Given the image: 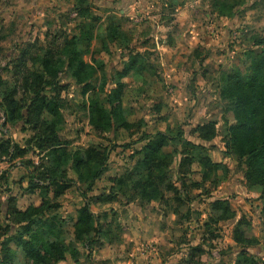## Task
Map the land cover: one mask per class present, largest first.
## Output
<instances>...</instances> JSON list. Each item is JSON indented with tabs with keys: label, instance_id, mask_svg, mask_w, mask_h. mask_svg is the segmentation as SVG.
<instances>
[{
	"label": "clouds",
	"instance_id": "clouds-1",
	"mask_svg": "<svg viewBox=\"0 0 264 264\" xmlns=\"http://www.w3.org/2000/svg\"><path fill=\"white\" fill-rule=\"evenodd\" d=\"M51 4H61L62 7L51 9L53 17L59 18L63 13L68 11L71 0H49ZM175 11H169L167 16L161 15V9L155 4H148L146 0H129L127 5L126 15L131 18L127 23L123 33L115 40L109 36L108 25L105 23L100 27L94 37L92 47L84 54L83 60L88 67L82 68L78 66L70 67L69 62L57 63L53 68V74L63 70L76 73L82 83H87L89 80L104 76L103 81L97 88L95 96L91 92H84L82 89L78 90L75 86L71 90H61L59 93L60 99L65 101V106L62 109V127L61 130L67 133V154L64 157L63 163L59 171L62 173L64 168H68L69 172L65 178L74 177L82 183L85 188L91 185V188L86 195H91L97 190L99 186L107 183L109 191L113 189L117 194L128 189L124 185L117 184L115 181H109V175H115L120 166L128 164L135 166L140 154L133 155L135 148L141 143L140 137L145 132L150 136L156 133H169L171 137H176L180 133V128L185 129L192 127L195 123L200 121L201 116H210L209 108L211 106L212 97L210 94L208 99H204L205 93L213 88L214 80L209 76L203 74L201 61L203 65L215 61L217 65L221 62H226L228 56L234 55L233 51H229L224 55H217L216 50L227 46V43L235 41L234 48L239 51L242 47L251 44V40L241 42L238 38L240 34L237 32L229 41L223 42L227 35V27L231 25V20L234 18L230 15H221L219 11L215 13H202L200 16H194L195 8H209L210 5L205 0H188L182 3L181 0H174ZM123 6V0L115 10L114 14L118 19L120 18L119 7ZM244 5L233 9V12L240 11ZM48 15L47 12L42 11L41 19L43 24V17ZM107 15V14H105ZM216 15L219 20H212V16ZM253 12L249 11L245 14L243 20H238L237 28L244 24L252 22ZM173 17H175L173 19ZM78 21H72L66 27L71 32L73 26ZM264 26V20L260 22ZM179 24L180 31H173L176 25ZM224 27L221 28L220 25ZM49 25L43 24L41 32V41L45 43L47 38L43 35L47 32ZM172 33L171 42L169 41V33ZM152 36L153 39L143 46H137L135 51L131 49L132 45L137 44V40L147 39ZM207 36V39L203 37ZM100 38H106V47H101L100 51L96 53L98 41ZM202 49L197 52V49ZM209 49L212 54L209 55ZM79 51V50H78ZM47 52V46L40 53L43 58ZM136 52L152 53L151 63H142L140 59H136L133 63ZM95 53V59L92 58ZM191 57V59H189ZM207 57V59H205ZM123 61V62H121ZM112 63H117V69L111 68ZM30 68L43 69V64L37 62L30 64ZM111 73L109 78L106 74ZM177 82V83H173ZM191 84V87H189ZM124 85L122 93L118 96L111 97L109 93L113 89ZM51 87V84H49ZM103 107L101 118L97 119L96 123L100 125L98 129L93 123L91 117L86 116L85 113L93 102ZM114 106L117 110L114 111ZM148 109V115H144V109ZM164 117L163 120L157 121L155 117ZM83 117V119H81ZM113 119H118L121 125L119 133L112 139H105V137H112L113 130L111 123ZM68 128H72V132H68ZM77 128H83V131L77 133ZM102 129V131H101ZM217 135L208 140L207 143H220L223 141L222 151L213 150L210 154L213 160H219L223 163H229L228 169H216L210 171L208 177L205 178L203 172L205 171L199 164H194L192 172L198 173L192 176L195 180H202L201 187L192 190L191 195L197 199L202 198L204 203L200 204L201 219L200 223L195 222V217L192 221H185L183 224H178L181 212H186L187 207H182L180 211L172 210L167 217L160 214L157 220L167 221L168 227L161 231L159 224L152 227L148 222L143 220V217L133 221L134 227L128 232L121 235L118 247L121 253L129 245L134 243L131 256L137 257L135 261L128 260L124 264H139L144 261L145 264H174L181 256L185 255L189 244L178 243V238L184 235L183 229L188 228V240L192 244L199 243V232L204 230V224L209 220V211H205L208 203L217 198L223 190L227 187L233 186V181L237 176L236 165L240 164L238 158L233 157L232 154L227 156L223 153H228L227 141L223 140L224 133L222 131V121L216 125ZM192 140L193 137H187ZM137 141L136 145L125 148V144H131L132 141ZM90 141H95L97 144L106 145V149H101L102 156L84 155L83 158L88 161L89 174L84 175L83 179H79V174L73 169L69 168L77 158V154H85L92 148ZM197 144L201 141L196 140ZM175 143V142H174ZM115 145V147H113ZM180 154H173L170 157V163L162 167L160 170L161 176H166L171 172L172 175L168 177L165 182L174 185V189H181L180 196L183 198L188 193L183 190L180 182L179 162L183 159V143L176 145ZM245 159H247L245 157ZM39 162V161H37ZM108 167H105V166ZM172 165H176L173 168ZM104 169L101 176H96L97 172ZM95 180V182H94ZM191 183V180L189 181ZM24 187H28V182H24ZM239 187V186H237ZM165 190L162 195L164 198H171L176 196L175 190ZM205 189H212V195L209 196ZM264 193V189L256 188L253 190L244 189L239 192L238 200L244 203V196H251L256 199ZM98 194V191H96ZM132 193L129 191V195ZM53 195V194H50ZM83 200L84 197L80 192L73 189L66 190L61 196L56 197L61 203V207L56 209V212H63L64 206H67L68 200ZM44 203V197L36 201V206L39 207ZM149 204L160 208L162 207V199L160 196H153L148 201ZM257 203L260 201L257 199ZM191 206L195 208L196 200L191 202ZM245 210L248 211L252 219V235L259 238L260 243L264 244V222H262L259 215L260 209L256 213L251 211V203H244ZM166 207V205H165ZM109 209H116L117 212L122 210V205L119 200L111 201L102 205L93 204L92 211L97 215L100 211H107ZM243 213L237 210L236 220H241ZM151 219V217H150ZM26 222V221H25ZM97 222V226H98ZM234 227V225H233ZM176 231L173 234L172 229ZM143 229V232L140 231ZM154 233V234H150ZM196 236V240L192 237ZM165 237L171 238L172 243H168ZM143 241V242H142ZM164 244L165 248L160 249L158 246ZM179 247L182 251L169 252L170 249ZM250 251H255L256 245H250ZM115 248H110L105 251V255H112ZM161 251L167 254V260L161 255ZM151 257V259H149ZM260 257H264V252L260 253ZM207 260V257L203 258ZM56 264H66L63 260H58Z\"/></svg>",
	"mask_w": 264,
	"mask_h": 264
},
{
	"label": "rangeland",
	"instance_id": "rangeland-1",
	"mask_svg": "<svg viewBox=\"0 0 264 264\" xmlns=\"http://www.w3.org/2000/svg\"><path fill=\"white\" fill-rule=\"evenodd\" d=\"M219 1H225L227 4V8L224 12H229V8L231 7L236 9L238 6L244 5L240 11L232 12V15H230L234 18L231 20V25L227 27V35L224 37L222 43L229 41L230 38L238 32L240 34L238 38L242 43L251 40V44L242 47L239 51H236L234 48L235 41L227 43L226 47L218 48L216 50L217 55H224L229 53L230 50L235 53L234 55L228 56L226 62H221L219 65L213 61L207 66H204L203 61H201L203 74L209 75L214 80L213 88L209 89L204 95V99H208L209 94L212 97H215V99L212 100L211 106L209 108L210 116H201L198 123H195L194 126L188 127L187 129L181 126L179 134H181L182 138L186 141L193 143H196V140L201 141L199 144L207 146L209 154L213 150L222 151L224 146L223 141L220 143L211 144L204 142L198 137V134L195 133V128L198 125H202L210 121H214L216 124L222 121V131L224 133L223 140L228 141L227 129L229 123L227 125L226 122H233V116L229 112V105L223 99L221 94L222 77L226 72H231L236 68L246 70L248 66H250L252 58L264 50V26H261L259 23L261 20H264V0H205V2L210 5V7L207 9L202 7L195 8L193 15L200 16L202 13L217 12L214 9V4H217ZM181 2L186 3L188 0H181ZM119 3L120 0H86L85 5L88 4L93 15L100 19L98 23L92 24L89 20H86L79 15V0H71L68 11L63 13L59 18L53 17V13L51 11V9L63 6L59 3L51 4L49 0H0V102H2L4 92L7 88L14 86L18 87L21 83L20 77H16L14 75L13 61H15L21 55V51L23 49H26L34 54L41 53V51L45 49L46 46L47 48L52 47L55 40L63 42L66 37L79 34L81 27L80 25L83 23H86L87 26L89 23L92 25L91 29L93 30L94 35L100 27L107 23L109 36L111 39L115 40L123 33L127 23L131 21V18L126 15L129 0H123V6L119 7V19L114 14H111L115 12ZM146 3L155 4L160 7L161 15L163 16H167L169 11H175L174 0H146ZM42 11L48 13L46 17L42 18L43 24L49 25L47 32L43 33V35L47 38L46 45L41 41L40 38V29H42L43 24L41 23V19L38 18L41 16ZM249 11L253 12L252 22L237 28L238 20H243L245 14ZM174 18L175 17H173V19ZM212 20H219V17L213 15ZM72 21L78 22L75 23L72 31L69 32L66 25ZM220 27L223 28L224 25L221 24ZM88 29H90V26ZM115 30H118L119 33L114 34L113 31ZM173 31H180L179 24L176 25ZM168 35L170 39L169 41H164L165 43L171 42L172 33L170 32ZM152 39V36H148L147 39L137 40V44L132 45L131 49L135 51L137 46L147 45ZM203 39L206 40L207 36L203 37ZM92 43L93 39L91 41V45L89 47L87 46L88 48L83 46L84 54L92 47ZM106 46V38H100L98 41V47L96 48V53L100 51L101 47ZM201 50L202 49L198 48L197 52ZM136 53L141 56V59L145 63H151V56L153 55L152 53ZM211 54L212 50L209 49V55ZM92 58L95 59V53H93ZM189 59H191V57H189ZM205 59H207V57H205ZM111 68L113 70L117 69V63H112ZM106 75L109 78L111 77V73ZM103 79L104 76L94 78L92 79V84L99 87ZM60 81L62 85H66V90H71L73 86H75L78 90L82 89V87L76 82V80L67 70L61 73ZM189 87H191V84H189ZM20 97L21 94L17 98ZM62 106L63 109L65 106V101H63ZM85 115L90 117L89 109ZM144 115H148V109L146 108L144 109ZM81 119H83V117H81ZM155 119L160 121L163 120L164 117L158 116L155 117ZM61 127L62 121L59 125L58 131L62 138L67 140V133L62 131ZM67 131L69 133L72 132V128H68ZM75 131L80 133L83 131V128H77ZM118 133L119 130H113V136L105 137V139H112L116 137ZM167 134L171 139L169 141V145L165 149L166 152L180 154L176 146L181 142L183 143L180 135L171 137L169 133ZM33 135V131L22 120L17 123H12L7 120L4 112L0 110V143H17L21 148L27 150L26 156L11 159V156L5 155L0 148V221L2 225V229L0 230V264L4 256L5 246L6 248H11L12 250L16 251L18 260L16 259L13 264H32V262H29L25 258L23 250L16 245L15 237L18 236L17 233L22 228L18 224H12V222L6 218V212L8 208V198L10 196H15L17 198L18 206L21 209H25L31 204H36V201L41 198L39 190L33 193L29 189V184L28 187H24V182L29 181L28 175L30 173V168L31 170L33 168H29L25 162L27 160H31L34 165H38L42 162L41 160L44 155H41L39 150L34 147L33 142L30 141ZM187 137H193V139L189 140ZM141 138L142 136L140 137V140ZM137 143L138 142L134 140L131 142V144H125L124 147L129 148L132 145H136ZM90 144L97 147L107 148L106 145L97 144L95 141H90ZM143 145L144 143L139 144V146L135 148V153L133 155L138 154L137 151L140 150ZM113 147H115V145H113ZM223 155L227 156L228 153H223ZM233 157L238 158V156L235 155H233ZM215 162L222 164L227 169L230 163H223L219 160H215ZM240 162V164L236 165L237 176L233 181V186L225 188L216 199L211 200L208 203L205 211H209V220L205 222L204 230L198 234L200 242L192 244V242L188 240L187 236L189 229H183L184 235L179 237L177 242L188 243L190 246L186 254L181 256L178 261L174 262V264H250V261H247L244 258V251L245 254L247 253L248 255H254L258 261L257 264H264V257H260V253L264 252V244H261L259 240L254 252L250 251V248L244 249L242 246L238 245L233 238L235 224L238 221L236 218L232 221H218L217 217L219 212L214 207L215 202L223 201L230 205L233 212L236 213L237 210L242 212V218H246V220L250 223L249 226L245 227L247 234L250 236H254L252 235L251 228L253 217L249 215L247 210H245L244 203H251L254 205V207L251 209L253 213H256L257 209H260L259 215L262 222H264V199L261 196L256 199L252 198L251 196H244V203H241L238 200L240 191L244 189L253 190L260 188L259 186H252L248 183L245 176V165L241 160ZM134 167L135 166H130L128 164L121 165L120 170H117L115 175H109L107 179L109 181H115L117 184H119L120 178L128 176L130 172L133 171ZM172 167L176 168L177 166L172 165ZM69 168L73 169L71 166H69ZM66 170L68 173L69 169L66 168ZM197 174L198 173H194L192 176ZM171 175L172 173L169 172V177ZM192 176L184 177L180 173L179 179L182 188L188 194L182 198L180 196L181 189H177V191L175 190V197L167 199L164 197L162 198L163 203L162 207L160 208L149 204L147 200H144L140 197L132 199V196L135 195L133 183L130 184L129 187H126L125 185L128 190L122 191L119 194H117L114 189L109 191V185L105 183L97 188L96 191H98V194H96V191H94L91 195H86L89 190L85 188L82 183H79L77 178L70 177L74 180H77V183L73 184L70 189L74 188L76 191L80 192V195L83 196L84 199L80 200L77 198V200H68L67 206H64L62 213L56 212V210L49 211L44 216L36 219L37 223L34 225V228L39 226V221L40 223L41 221L44 222L45 220H55L57 222V220L62 219L63 222L61 223L60 227L63 228L64 239L68 244H72V246L74 245L77 247L79 251V256L77 257L78 261H75V259L68 254L67 258L63 260L66 262V264H124V262L128 260L135 261L137 257L130 255L133 250L134 243L129 244L124 249L123 253H121L118 247L119 243H122L120 240L121 235L134 227L133 221L143 217V220L148 222L152 227H155L157 224H159V229L163 231L168 227L167 221L166 219L157 220V217L160 214H163L164 217H167L170 211H180L182 207L186 206L187 211L181 212L180 219L177 221V223L183 224L185 221H192L194 217L195 222L197 224L200 223L202 214L199 206L200 204L204 203V200L202 198L197 199L191 195L192 190L195 189L193 187H189L192 182H195V179H193ZM190 180L191 183H189ZM166 184L165 187H162V192L167 189ZM129 191L132 193L131 195H129ZM205 191L209 196L212 195V189H205ZM257 199L260 201V203H257ZM115 200H119L122 205V210L119 211V213L116 209L100 211L98 215L94 212L97 217V222L99 221V223L102 224L103 231L101 235L96 238L93 246H84L77 243L75 241L74 235V223L79 216L78 209L85 203H90L92 209L94 203L96 205H102ZM193 200H196L195 208L191 206V202ZM7 225L11 226V228L8 229ZM140 231L143 232V229H140ZM175 231L176 229L173 228V234ZM262 231H264V228H262ZM196 238V236H193L192 240H196ZM165 239L168 240V243L173 242L171 238L165 237ZM158 247L160 249H164L165 245L160 244ZM196 247H200L202 252H196L195 254L193 249ZM110 248H115V251L112 253V255H105V251ZM172 251L179 252L182 251V249L177 247L176 249L169 250V252ZM161 255L164 256L166 261L167 254L161 251ZM204 257H207L208 259L204 260ZM149 259H151V257H149ZM139 264H145V262L140 261Z\"/></svg>",
	"mask_w": 264,
	"mask_h": 264
},
{
	"label": "trees",
	"instance_id": "trees-1",
	"mask_svg": "<svg viewBox=\"0 0 264 264\" xmlns=\"http://www.w3.org/2000/svg\"><path fill=\"white\" fill-rule=\"evenodd\" d=\"M85 3L86 0H79V15L92 24L98 23L100 19L93 15L88 4L85 5ZM214 5V9L221 15H232L233 7L229 8V12H224L227 8L225 1H219ZM80 26L79 34L66 37L63 42L55 40L54 45L47 48L43 58L40 53L34 54L23 49L21 55L13 61L14 75L20 77L21 83L18 87L7 88L3 100L0 102V110L4 112L8 121L17 123L22 120L30 127L34 133L30 141L33 142L34 147L39 150L41 155L44 154L42 162L38 165H34L31 160L25 162L29 168L33 167L32 170L30 168L28 175L29 189L33 193L39 190L40 196L44 197V203L39 207L36 204H31L27 208L21 209L18 206L17 198L10 196L6 212V218L12 224H18L22 228L17 233L18 236L15 237L16 245L23 250L25 258L32 264H56L58 260H65L68 254L78 261L77 247L68 244L63 237L64 231L60 227L62 219L57 220L58 223L55 220H45L41 223L39 221L37 228H34V225L37 223V218L60 207L56 197L61 196L78 180L70 177L65 178L68 174L66 168L62 173L59 171L67 154L68 144V140L63 139L58 131L62 121L63 107V100L60 99L59 93L61 90H66V85H62L60 81V75L65 70L53 74V68L57 63L65 61L69 62L70 67L78 66L85 69L88 67L83 60V46L91 45L94 33L90 23L88 26L86 23ZM89 26L91 30L88 29ZM113 33L118 34L119 32L115 30ZM136 59L145 63L138 53H136L133 63L136 62ZM37 62L43 64L42 70L30 68V64L34 65ZM69 73L84 92H91L95 96L98 86L93 85L92 80L82 83L76 73L71 71ZM124 87L121 85L119 88L113 89L109 93L110 98L120 95ZM221 89L222 97L229 105V112L233 116V122H226L227 125L229 123L227 129L228 154L238 156L244 163L245 176L250 185L264 189V50L252 58V62L246 70L236 68L231 72H226L222 77ZM20 94L21 97L17 98ZM116 110L117 108L114 106V111ZM102 112L103 107L95 101L89 107L90 117L98 129L100 125L96 121L101 118ZM216 125L214 121L198 125L195 128V133L201 140L207 142L217 135ZM120 127L119 120L113 119L112 130H119ZM179 135L183 141V159L180 162L181 175L186 177L189 176V173L194 174L195 172H192L194 164H199L205 169L203 172L205 178L208 177L210 171L220 168L227 169L211 158L207 146L186 141L181 134ZM170 139L164 132L156 133L154 136H150L146 132L142 135L141 141L146 142L137 151L140 155L133 171L119 180V184L126 185V187L133 183L135 195L132 196V199L140 197L149 201L153 196H160L161 199L164 197L162 187H165V180L169 177V173L166 176H161L159 173L162 167L170 163V157L173 155L165 150ZM0 148L5 155L11 156V159L24 157L27 154V150L21 148L17 143L2 142ZM101 149H106V147L92 145L87 153L77 154V158L70 166L79 174V179H83L84 175L89 174L88 161L83 156H102ZM103 171L104 169H101L96 173V176H101ZM202 184V180H195L189 187L197 188ZM166 187V190L174 189V185L171 183L166 184ZM90 188L91 185L87 187L88 190ZM174 190L177 191V189ZM261 197L264 199V193ZM214 207L219 212L218 221L235 219L236 213L232 211L228 203L217 201ZM78 213V219L74 223L75 241L84 246H93L96 238L103 231L102 224L98 223L97 226V217L92 211L90 203L81 206ZM249 225L250 223L243 217L236 222L233 232L234 241L244 249L259 243L257 237L247 234L245 227ZM7 226L8 229L11 228V226ZM4 250L1 264H13L16 259L18 260L15 250L6 248V246ZM193 251L195 254L202 252L200 247L194 248ZM243 254L250 264L258 263L254 255L245 254V251Z\"/></svg>",
	"mask_w": 264,
	"mask_h": 264
}]
</instances>
